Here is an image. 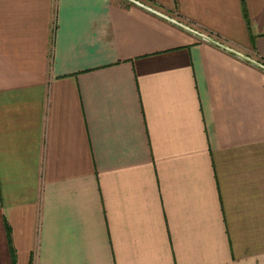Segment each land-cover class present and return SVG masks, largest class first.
Returning <instances> with one entry per match:
<instances>
[{
    "label": "crops",
    "instance_id": "1",
    "mask_svg": "<svg viewBox=\"0 0 264 264\" xmlns=\"http://www.w3.org/2000/svg\"><path fill=\"white\" fill-rule=\"evenodd\" d=\"M135 1L0 0V264H264V71L159 16L264 0Z\"/></svg>",
    "mask_w": 264,
    "mask_h": 264
},
{
    "label": "water",
    "instance_id": "2",
    "mask_svg": "<svg viewBox=\"0 0 264 264\" xmlns=\"http://www.w3.org/2000/svg\"><path fill=\"white\" fill-rule=\"evenodd\" d=\"M127 1H130L131 3L137 4V5H140V4H138L135 0H127ZM150 11L153 12L152 10H150ZM159 16H161V17H163V18H165V19L171 21L173 24H175V25H177L178 27H180V28H182V29H184V30H186V31H188V32H190V33H192V34H194L195 36H197V37L203 39L204 41H206V42H208V43H210V44H213V45H215V46H217V47H219V48H221V49H223V50H225V51H228V52H230V53H233L234 55H236L237 57L241 58L242 60H244V61H246V62H248V63H250V64H252V65H254V66H256V67H258V68H260V69H262V70L264 71V65H263L261 62H257V61H253V60H251V59H248V58L244 57L243 55L237 53L236 51H234V50H232V49H229L228 47L224 46V45L221 44L220 42H218V41H216V40H214V39H212V38H210V37H207V36H205L204 34H202V33H200V32H197V31H195V30H192V29H190V28H187V27H185V26H184L183 24H181V23H178V22H176V21H173V20H171V19H169V18H166V17H164V16H162V15H159Z\"/></svg>",
    "mask_w": 264,
    "mask_h": 264
},
{
    "label": "trees",
    "instance_id": "3",
    "mask_svg": "<svg viewBox=\"0 0 264 264\" xmlns=\"http://www.w3.org/2000/svg\"><path fill=\"white\" fill-rule=\"evenodd\" d=\"M243 6H244V11H245V16H246V19H247L246 7H245L244 4H243ZM261 62H262V64L264 65V60H262ZM30 264H31V263H30Z\"/></svg>",
    "mask_w": 264,
    "mask_h": 264
},
{
    "label": "built area",
    "instance_id": "4",
    "mask_svg": "<svg viewBox=\"0 0 264 264\" xmlns=\"http://www.w3.org/2000/svg\"><path fill=\"white\" fill-rule=\"evenodd\" d=\"M205 36H207V35H205ZM207 37H210V36H207ZM211 38V37H210Z\"/></svg>",
    "mask_w": 264,
    "mask_h": 264
}]
</instances>
